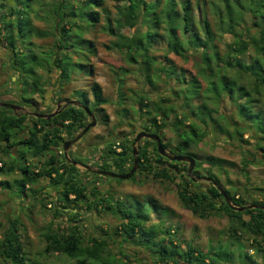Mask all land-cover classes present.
Segmentation results:
<instances>
[{"label":"trees","instance_id":"1","mask_svg":"<svg viewBox=\"0 0 264 264\" xmlns=\"http://www.w3.org/2000/svg\"><path fill=\"white\" fill-rule=\"evenodd\" d=\"M23 1L31 9V15L35 13L37 17L39 13L36 10L47 7V14L56 20L51 33L40 31L31 15L29 20L22 16L25 13L21 7ZM116 1L118 11L113 19L104 7L105 0H0V48L7 59L5 63L0 59V67L8 66L20 84H29L26 75L31 73L35 74L32 79L37 83L27 97L23 94L21 97L18 92L20 103L34 106L36 110V94L43 97L51 87L52 98L62 99L64 88L74 80V76L78 77L85 71L88 76H93L94 68L88 62L97 51L94 42L85 38V33L101 22L104 12L103 31L115 35L114 46L125 54L127 61L136 65V71L146 84L155 88L159 82L170 85V90L158 100L152 99L146 91L138 96L140 119L146 116L147 131L161 133L164 139L163 130L171 127L181 139L173 148L176 155L182 154L183 146L197 145L202 137L213 132L215 136L227 137L228 142H239L242 151L248 152L242 159L243 173L247 174L250 165L261 163L257 153H251L244 146L250 144L249 139L254 140V149L264 153V0H197L196 3L192 0ZM137 25L145 27V30L137 28L129 35L122 32ZM27 26L30 29H26ZM48 34L54 37L52 46L44 48L35 43L34 38ZM227 35L231 41L225 42L222 50L220 43ZM159 43L165 45L166 60L168 54L173 53L187 63L191 61L194 72L178 70L170 59L169 66L157 62L152 51ZM46 55H51L53 63L38 74L35 65ZM75 59L82 67L81 73H75L76 69L71 64L64 65ZM54 71L58 72V87L57 84L52 85L50 74ZM119 80L122 83V79ZM89 90L77 89L83 95L79 102L74 101L71 93L69 98H65L69 103L50 120L0 106V140L5 141L7 147L26 146L33 156L38 157V162L34 163L28 161L24 152L19 154L25 163L19 169L22 176L18 179L23 193L28 196V187L49 178L52 185L61 189L56 201L44 192L43 187H31V196L34 199L39 197L45 208L49 203L57 206L55 219L62 213L68 214L66 228L58 225L42 234L45 248L40 255H61L72 264H137L131 261L127 251L112 250L111 244L117 242V236L121 238L120 244L147 249L152 254L151 264H231L234 259L229 251H239L241 258L253 261L240 239V231H243L249 235L250 245L263 252L264 259V210L247 208L239 211L231 207L215 185L222 187L220 177L213 169L234 168L236 163L232 161L208 156L204 159L208 165L204 175L199 173L202 161H197L196 174L208 176L213 182L205 187L189 176L187 162L171 161L162 156L156 141L145 138L144 143L138 146L139 169L131 177L140 172L171 181L178 189L182 205L200 218H229V241L225 245L220 241L211 244L206 251L194 243L182 247V240L178 237L179 225L169 219L170 209L153 196L131 195L132 202H125L109 191L104 193L98 187L89 188L87 174L99 175L81 171L77 164L84 161L66 158L62 151L63 144L75 138L90 123L87 110L100 112L105 123L109 122L104 108L109 100L103 87L92 80ZM228 105L232 107L230 111L226 110ZM53 111L50 109L47 114ZM126 111L128 113L129 109ZM246 134L249 139L245 138ZM130 143L120 142L122 152L117 153L112 142L102 155L112 158L121 174L129 173L133 167L132 145L135 139ZM163 145L165 149L169 148L166 143ZM3 152L5 155L9 153L6 147ZM191 153L196 157L194 152ZM261 156L264 160V154ZM73 161L77 163L73 164ZM16 171L13 163L3 162L0 166V176ZM9 183L0 179V186L9 187ZM225 191L231 204L238 208L250 204L264 206V202H250L241 197L237 190ZM86 211L112 216L118 225H97L92 234L86 235L78 224L83 218L81 213ZM245 216L249 218L245 219ZM153 217L157 218L156 223L152 221ZM21 227V221L15 218L0 236V264H49L36 257H28ZM229 246H234V249L230 250Z\"/></svg>","mask_w":264,"mask_h":264},{"label":"rangeland","instance_id":"2","mask_svg":"<svg viewBox=\"0 0 264 264\" xmlns=\"http://www.w3.org/2000/svg\"><path fill=\"white\" fill-rule=\"evenodd\" d=\"M42 1L48 2L52 0ZM192 1L196 3L197 0ZM21 3L23 12H25L22 16L29 20L31 9L25 5L26 1ZM117 4L118 2L116 0H105L104 3V7L109 11L110 16L113 19L117 16ZM37 6L38 5H36V7ZM36 11L39 13L38 17L35 13L31 15L34 25L40 31H44V34L51 33L56 21L54 20L53 15L47 14L46 6L37 9ZM195 13L197 14V10H195ZM102 14L103 17L101 22L97 26L91 27V29L85 33V38L94 42L97 51V54L91 55L88 62L89 65H92L94 68L93 76H88L87 71L81 73L82 67L80 64L77 65V59L74 60L75 63L70 60L65 62V66L71 64L72 67L76 69L75 73L81 74L78 77L74 76V80L64 88V94L62 95L64 98H62L63 100L60 103V108L66 103L65 98H69L71 93L74 95V101L79 102L80 100H83L82 92H78L77 89H87L90 91L89 85L92 80L101 84L104 95L109 100L108 104L104 106L109 115V122L106 124L101 117L100 112L96 111V113H94L97 120L96 125L90 128L83 136L81 144H76L77 146L74 145L73 151L72 149H69L68 157L73 159L81 158L93 169L121 174V170L113 164L112 158L102 155L106 153L108 145L112 142L115 143L120 141L131 145L130 142L136 138V133L133 131V127L148 124L146 122L147 120H145L146 116L144 119H140L138 96L146 91L151 95L152 99L158 100L164 92L170 90V85L169 83L159 82L157 86L158 88H155L150 84H146L142 75L136 71V65L127 61L125 54L114 46V42L116 41L115 35L103 31L102 25L104 23V12ZM16 18H18V15H16ZM113 26H115V23H113ZM137 28L142 31L145 30V27L137 25L132 29L125 28L122 32L129 35ZM3 29L4 27L2 28V31ZM26 29H30V26H27ZM34 41L37 44L43 45L44 48H47L48 46H52L54 37L48 34L43 37H36L34 38ZM227 41H231V38L228 35L225 37V41L220 43V48L222 50H224V45ZM57 43H59V41ZM152 54L156 57L157 62H164L169 66L168 60L170 59L177 66L178 70L184 69L186 70V73L194 72L191 61L187 63L173 53L168 54V60H166V49L163 43L156 44ZM0 59L4 63L7 61L5 52L1 48ZM50 63H53V59L51 55H46L45 59L42 58L35 65V72H38V74L43 73L45 71L44 67L50 65ZM3 66L0 67V101H10L17 105L21 104L18 92H20L21 97L22 94L25 97L30 95L32 88L37 85V83L33 81L34 79H32V76L35 74L32 75L31 73L26 75L29 84H20L16 81L15 76L11 73L8 66ZM57 73L58 72L54 71L50 74V76H52V85L57 84L56 87L59 86V83H56ZM189 77L190 76H187L188 79ZM119 78L122 79V83ZM174 82L175 81L172 82V85L175 84ZM90 97L92 98L91 94ZM34 99L37 102L36 106L38 108L35 110L34 106L26 105L24 106L25 109L23 110V113L33 110L40 113L42 111V113L47 114L50 109L54 111L58 110L59 102L58 104L57 102H54L55 99H58L57 97L52 98L51 87L48 88L47 93L43 97L36 94ZM127 108L129 109L128 113L126 111ZM231 109L232 107L229 105L226 108L227 111H230ZM163 132L165 133L163 142L169 146L166 150L173 154V152H175L173 148L181 141V139L171 127L166 128ZM248 136L249 135L246 134L245 138L249 139ZM227 140V137L215 136L213 132H210L205 137H202L197 145H191L189 148L183 146L181 148V155L193 156L191 152H194L196 159L202 161V167H200L199 173H202L203 175L205 174L204 169L208 167L204 162V159L208 156L220 157L236 163L234 168L224 167L222 170H218V168L213 169V172L220 177L223 189L232 192L237 190L241 197L247 198L250 202H264V160L261 156L264 153L255 150L254 140L249 139L250 144H247L244 147L250 149L253 154L257 153V159H262V162L250 165L246 171L247 174H245L241 170L242 159L243 156L248 155V152L242 151L239 147V142L232 140L228 142ZM144 141L145 138H142L137 145L139 146L140 144H143ZM5 143V141L0 140V159H2L4 163H13L17 168V171L12 172L9 175L5 174L0 176V179L8 180L10 182L9 187L0 186V236L3 235V232L9 226L10 221L18 218L22 223V236L27 247V252L29 253V258L36 257L39 261L47 262L49 264H72L69 259L61 255L52 254L49 256H42L39 254L45 248V241L42 234L49 228H56L58 225L66 228L69 223V218L68 214L62 213L61 217L59 216L55 219V213L59 208L50 203L47 205V208L43 207L39 202V197L38 199H34L31 196V189H41L43 187L44 192L49 193V197L56 201V197L61 191L60 186L52 185L51 179L46 178L40 183L28 187V196H26L23 193V187L18 183V179L22 176L19 169H22L25 163L23 158L17 157L16 155L18 149L21 148L20 151L22 150V152L28 154H26L27 159H29L28 161L37 163L38 157L33 156L31 150L26 146L9 148L10 153L5 155L3 152ZM3 162L0 163V166ZM78 167L81 171H87V169L81 164H79ZM195 170L196 168H194L192 172L195 181H199V184L202 186L209 187V182L203 178H198L201 174H196ZM86 180L89 182V188L98 187L104 193L109 191L110 194L117 195V197L120 196L125 202H132L130 198L131 195L138 197L151 195L156 198L159 203L170 209V222L179 225L180 229L178 237L182 240V247H187L188 244L194 243L206 251L211 244L215 245L220 241L225 245L229 241L227 237L228 228L230 226L229 218L226 216L200 218L182 205L178 197V189L171 181L156 178L140 172H137L134 177L125 179L87 174ZM179 181L180 179L177 180V183ZM81 215L83 218H80L81 221L78 222V224H80L86 235L92 234L93 228L97 225L108 224V226L111 225L112 227L118 225L117 220L109 215L101 216L94 211H86L85 213H81ZM248 218L249 216H245V219ZM152 221L156 223L157 218L153 217ZM90 225H92V227ZM240 233H242L240 239L242 243L245 244V249L248 250V254L251 255L254 260L250 261L241 258L239 256V251H229L231 255L233 253L232 257L234 259L231 264H264L263 252L258 251L256 247L250 245L252 241L251 239L249 240L248 234H243V231H240ZM115 241L117 242L111 244L113 251H127L131 257V261L137 264L152 263V254L147 249L139 248L128 243L120 244L121 238L117 236ZM229 249L233 250L234 246H229Z\"/></svg>","mask_w":264,"mask_h":264},{"label":"water","instance_id":"3","mask_svg":"<svg viewBox=\"0 0 264 264\" xmlns=\"http://www.w3.org/2000/svg\"><path fill=\"white\" fill-rule=\"evenodd\" d=\"M0 106H2V107H10L13 110H18L20 108V106H18L16 104L6 103V102H0ZM58 112H60V105H58V110L57 111H54V112H52L50 114H44V113H39L38 111H35V112H33V115L36 116V117L46 118V119L50 120ZM87 113H88L89 117L91 118L90 123L75 138L70 139V140L66 141L63 144L64 156L66 158H69L68 157L69 149L74 144H77L78 141L89 131V129L94 127L96 125V123H97L95 114L93 112L89 111V110H87ZM160 135H161V133L154 134V133H149V132H147L145 130L141 131L140 133H138V135L135 138V143L133 144V148H132L133 167H132L131 171L129 173H127V174H114L112 172H108V171H105V170L93 169L89 165H85V164H83V167L86 168L87 170H89L92 173L102 174V175H105V176L116 177V178H120V179L129 178L132 175H134L135 172L139 168V157H138L139 149H138V145L137 144L140 142V140L142 138L146 137V138L152 139V140L157 142V149H158L159 153L162 156L168 158L171 161L187 162L189 164V166H188V174H189L190 177L193 178L192 172H193V169L195 168L196 163H197L196 157L191 156V155H176V154L174 155V154L169 153L165 149V147L163 145L164 144L163 143V139H162V137ZM76 163H77L76 161H73V164H76ZM215 185L218 187L219 191L221 192L223 197L226 199L228 205H230L231 207H233V208H235V209H237L239 211H243V210H245L247 208H257V209H263L264 210V206L263 205H259V204H250V205H247V206H244V207H240V208L232 205L231 201H230V199L228 197V194L226 193V191L221 186H219L218 184H215Z\"/></svg>","mask_w":264,"mask_h":264},{"label":"flooded vegetation","instance_id":"4","mask_svg":"<svg viewBox=\"0 0 264 264\" xmlns=\"http://www.w3.org/2000/svg\"><path fill=\"white\" fill-rule=\"evenodd\" d=\"M66 101V100H65ZM0 102H4V101H0ZM54 102H57V104H58V102H59V105H61L60 103L62 102V99L60 98V99H58V100H55ZM6 103H11V102H9V101H6ZM69 103V100L68 101H66V103L63 105V106H66L67 104ZM13 104V103H12ZM56 104V105H57ZM17 105V104H16ZM18 106H20V108L18 109V110H14V111H16V112H21V113H23V110L25 109V107H24V105H22V104H18ZM57 111V110H56ZM34 111L32 110V111H29V112H27L26 114H31L32 115V113H33ZM24 114V113H23ZM89 119H90V121H91V118L89 117ZM147 131V128H146V125L145 124H143V125H138L137 127H133V131L136 133V136L138 135V133H140L141 131ZM147 132H149V131H147ZM149 133H151V132H149ZM83 138V137H82ZM82 138L78 141V143H77V145L78 144H81V140H82ZM144 138H146V137H144ZM164 143V142H163ZM75 146H77L76 144H74ZM73 145V146H74ZM73 146H72V148H70V149H73ZM7 148V150L9 151V153H10V150H9V148H15V146H9V147H7L6 146V143H5V145H4V148ZM20 149L21 148H19L18 149V152H17V157H19V154L20 153H22V150L20 151ZM8 153V154H9ZM24 154L26 155L27 153L26 152H24ZM28 155V154H27ZM29 160V159H28ZM198 161V160H197ZM83 164H85V165H87L88 163L87 162H84ZM89 171V170H88ZM90 172V171H89ZM92 173V172H91ZM94 174H97V173H94ZM98 175H102V174H98ZM103 176H105V175H103ZM109 177V176H108ZM198 178H203V179H205V180H207L208 182H211V183H213L212 182V180L208 177V176H198Z\"/></svg>","mask_w":264,"mask_h":264},{"label":"built area","instance_id":"5","mask_svg":"<svg viewBox=\"0 0 264 264\" xmlns=\"http://www.w3.org/2000/svg\"><path fill=\"white\" fill-rule=\"evenodd\" d=\"M113 149H114L117 153L122 152V146L120 145V141L115 142V144L113 145Z\"/></svg>","mask_w":264,"mask_h":264},{"label":"clouds","instance_id":"6","mask_svg":"<svg viewBox=\"0 0 264 264\" xmlns=\"http://www.w3.org/2000/svg\"><path fill=\"white\" fill-rule=\"evenodd\" d=\"M35 112V111H34ZM63 153H64V150H63ZM77 165H79V164H77ZM81 165H83V164H81ZM90 166V165H89Z\"/></svg>","mask_w":264,"mask_h":264},{"label":"crops","instance_id":"7","mask_svg":"<svg viewBox=\"0 0 264 264\" xmlns=\"http://www.w3.org/2000/svg\"><path fill=\"white\" fill-rule=\"evenodd\" d=\"M72 151H73V149H72ZM79 165H77V167H78Z\"/></svg>","mask_w":264,"mask_h":264}]
</instances>
